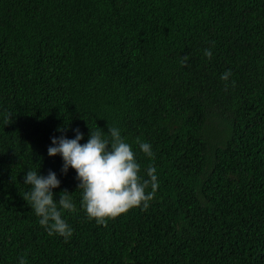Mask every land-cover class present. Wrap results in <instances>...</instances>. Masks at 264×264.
I'll return each instance as SVG.
<instances>
[{
	"label": "trees",
	"instance_id": "obj_1",
	"mask_svg": "<svg viewBox=\"0 0 264 264\" xmlns=\"http://www.w3.org/2000/svg\"><path fill=\"white\" fill-rule=\"evenodd\" d=\"M96 126L118 127L140 176L155 166L159 182L147 210L107 227L81 207L76 172L47 154ZM29 170L55 173L54 201L71 195L67 241L23 199ZM20 257L264 264V0H0V264Z\"/></svg>",
	"mask_w": 264,
	"mask_h": 264
},
{
	"label": "clouds",
	"instance_id": "obj_2",
	"mask_svg": "<svg viewBox=\"0 0 264 264\" xmlns=\"http://www.w3.org/2000/svg\"><path fill=\"white\" fill-rule=\"evenodd\" d=\"M204 56L211 60L212 49H205ZM188 59V56H184L182 64L186 65ZM230 76L231 71L228 70L220 79L227 82ZM225 86L227 88V84ZM107 128V134L97 126L95 131L89 129L88 142L83 145L80 143L83 134L76 129L74 139L63 136L53 138L52 146L47 150L49 157L61 156L63 173H67L69 168L76 172L80 182L78 189L82 190L81 207L90 220L104 227H107L108 221L131 209L142 206L141 210H147L159 187L155 166L147 168L148 178L143 179L136 154L132 146L122 138L121 130L115 126ZM136 143L146 157L154 159L151 144L141 141L139 137ZM24 183L31 186V190L23 199L40 218L39 223L47 234L58 235L65 241L70 239L73 229L63 218V213L75 212L76 208L67 192H61L59 201H54L52 190L60 185L55 173L49 172L44 177L38 175V170H29ZM19 264H26L23 257H20Z\"/></svg>",
	"mask_w": 264,
	"mask_h": 264
}]
</instances>
